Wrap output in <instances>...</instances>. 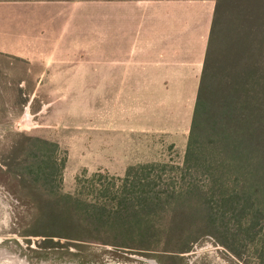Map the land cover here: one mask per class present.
<instances>
[{
	"label": "trees",
	"instance_id": "1",
	"mask_svg": "<svg viewBox=\"0 0 264 264\" xmlns=\"http://www.w3.org/2000/svg\"><path fill=\"white\" fill-rule=\"evenodd\" d=\"M15 135L5 172L33 209L22 235L39 245L146 247L158 233L150 222L165 219L162 233L206 232L234 256L247 248L253 264H264V0H215L180 166H128L117 185L97 182L100 172L77 176L67 193L65 150Z\"/></svg>",
	"mask_w": 264,
	"mask_h": 264
},
{
	"label": "crops",
	"instance_id": "2",
	"mask_svg": "<svg viewBox=\"0 0 264 264\" xmlns=\"http://www.w3.org/2000/svg\"><path fill=\"white\" fill-rule=\"evenodd\" d=\"M214 2L0 0V60L41 65L37 84L45 72L50 85L92 93L97 119H124L109 132L183 135Z\"/></svg>",
	"mask_w": 264,
	"mask_h": 264
},
{
	"label": "rangeland",
	"instance_id": "3",
	"mask_svg": "<svg viewBox=\"0 0 264 264\" xmlns=\"http://www.w3.org/2000/svg\"><path fill=\"white\" fill-rule=\"evenodd\" d=\"M61 63H52L54 68L61 66L58 74ZM40 71L41 65L20 57L3 55L0 60V264L254 263L247 248L242 257H236L206 232L185 231L177 237L172 235L175 227L168 226L172 232L162 233L167 226L165 219L150 222L158 233L146 247L135 246L138 242L134 240L124 242L133 246L123 247L127 245L63 238H53L58 244L49 247L39 245L41 238L37 236H23L33 209L15 188L14 177L5 172L4 162L16 133L53 141L65 150L61 190L67 193L73 192L77 176L89 179L100 172L97 182L117 185L115 177H122L128 166H180L187 136V132L130 136L119 130L109 132L111 122L118 128L124 119H97L92 93L83 98L77 92L80 87L50 85L45 72L37 84ZM164 175L178 180L177 173L163 171Z\"/></svg>",
	"mask_w": 264,
	"mask_h": 264
},
{
	"label": "bare ground",
	"instance_id": "4",
	"mask_svg": "<svg viewBox=\"0 0 264 264\" xmlns=\"http://www.w3.org/2000/svg\"><path fill=\"white\" fill-rule=\"evenodd\" d=\"M151 261V260H150Z\"/></svg>",
	"mask_w": 264,
	"mask_h": 264
}]
</instances>
